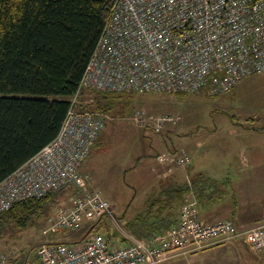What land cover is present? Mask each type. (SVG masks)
<instances>
[{"label":"built area","instance_id":"built-area-1","mask_svg":"<svg viewBox=\"0 0 264 264\" xmlns=\"http://www.w3.org/2000/svg\"><path fill=\"white\" fill-rule=\"evenodd\" d=\"M262 72L264 0H115L59 133L0 181V215L16 202L44 198L76 178L79 192L58 209L56 228L74 231L85 221L104 220L121 226L115 205L80 180V168L109 116L81 106L79 96L86 89L174 93L206 89L221 94ZM135 120L140 127L161 132L178 117L147 115L138 109ZM187 181L190 190L179 219L168 231L143 239L126 230L123 245L100 231L80 241L49 240L37 247L38 263L27 264H166L212 240L236 235L253 251L264 249V224L236 233L231 218L201 220L191 178ZM9 257L0 254V264H7Z\"/></svg>","mask_w":264,"mask_h":264},{"label":"rangeland","instance_id":"rangeland-1","mask_svg":"<svg viewBox=\"0 0 264 264\" xmlns=\"http://www.w3.org/2000/svg\"><path fill=\"white\" fill-rule=\"evenodd\" d=\"M208 92H135L123 97L129 103L117 101L108 110L106 125L80 168V180L115 205L121 224L116 228L123 235L127 234L128 216L144 204L153 185L156 194L159 184L165 181L156 184L159 172L151 168L155 160L175 166L190 155L188 174L194 176L200 167L212 177H234L242 169L236 167L237 163L264 160V72L243 78L236 88L225 93ZM99 100L97 91L86 89L78 101L84 108L96 109ZM138 109L153 116L170 113L178 120L159 133L146 130L135 120ZM180 171L184 176L185 172ZM77 190L78 186L71 182L53 193L42 216L30 226L1 225L0 254L10 256L7 264L38 263L37 247L42 242L65 237L71 242L83 237L82 230L55 226L58 209L68 205ZM100 224L103 229H111L102 230L103 234L109 236L112 232V239L123 245L122 236L109 220ZM217 242L166 264H245L251 256L241 236Z\"/></svg>","mask_w":264,"mask_h":264},{"label":"trees","instance_id":"trees-1","mask_svg":"<svg viewBox=\"0 0 264 264\" xmlns=\"http://www.w3.org/2000/svg\"><path fill=\"white\" fill-rule=\"evenodd\" d=\"M114 1L0 0V181L59 133ZM90 89L100 99L96 109L106 113L117 101L129 103L123 97L135 93ZM190 178L197 198L203 187L214 185L202 175ZM189 190L186 180L162 188L161 197L153 199L151 194L147 207L127 221V229L143 239L167 230L176 223V203L182 204ZM53 193L16 202L0 215V227L30 226L42 216ZM100 223H90L76 241L111 230Z\"/></svg>","mask_w":264,"mask_h":264},{"label":"crops","instance_id":"crops-1","mask_svg":"<svg viewBox=\"0 0 264 264\" xmlns=\"http://www.w3.org/2000/svg\"><path fill=\"white\" fill-rule=\"evenodd\" d=\"M234 88H236V86ZM169 129V131H171L172 127ZM250 148L251 150L254 149L253 147ZM185 161V163H177L178 165L175 166H165L162 165L158 160H155V166L151 168H156L155 170H158L159 172L156 184L160 183L161 180L165 179V181L159 184L160 186L159 189L157 188L158 190H156V194L154 192V188L156 185L152 186V191L147 195L144 204L132 215H129L128 220L131 219L138 211L144 209V207H147L146 205L150 202V197L152 196L151 194H155L153 199L156 197H161L160 190H162V188H166L170 184L174 185L175 183L183 184L187 180V177L190 178V176H192L188 174L189 166H191L192 162V157L188 155ZM236 167L242 169L238 171L234 177L231 174H225L221 177H212L207 175L205 171L200 167L196 169V172H194L193 175H202L214 182L213 186L209 187L206 185L200 190V196L198 197V213L200 219L207 223H213L226 218H231L235 222V230L237 233L253 226L264 224V160L257 159L253 162L247 160L241 163H237ZM180 170H183V172H185L184 176L183 174H181ZM183 202L184 199L182 201V204ZM182 204H179L178 202L176 203V223L179 219L181 209L180 205ZM166 213H164L163 215H165ZM89 225L90 223L85 221L79 230H82V232L85 234ZM170 227L162 233L168 231ZM163 228L164 227L162 226L161 229ZM115 229L118 230L116 227ZM116 233L117 232H115V234ZM118 233L122 236V241H124L123 244H125V236L119 230ZM111 235L114 236L112 232ZM112 236L111 240H113ZM237 237H240V235H236L234 239H236ZM66 239H68V237L63 238V240ZM113 242L119 244V242H116L114 240ZM217 243L218 242L216 240H212L209 242L208 246H213ZM251 252V256L248 257L245 264H264V249L259 251H253L251 249Z\"/></svg>","mask_w":264,"mask_h":264},{"label":"water","instance_id":"water-1","mask_svg":"<svg viewBox=\"0 0 264 264\" xmlns=\"http://www.w3.org/2000/svg\"><path fill=\"white\" fill-rule=\"evenodd\" d=\"M71 182L74 183L76 186H79V182L76 178H72Z\"/></svg>","mask_w":264,"mask_h":264},{"label":"bare ground","instance_id":"bare-ground-1","mask_svg":"<svg viewBox=\"0 0 264 264\" xmlns=\"http://www.w3.org/2000/svg\"><path fill=\"white\" fill-rule=\"evenodd\" d=\"M123 93V92H122Z\"/></svg>","mask_w":264,"mask_h":264}]
</instances>
